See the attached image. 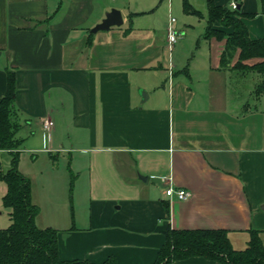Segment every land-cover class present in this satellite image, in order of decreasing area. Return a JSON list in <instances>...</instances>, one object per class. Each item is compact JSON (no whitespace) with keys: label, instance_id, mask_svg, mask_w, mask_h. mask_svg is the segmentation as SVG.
Here are the masks:
<instances>
[{"label":"crops","instance_id":"obj_1","mask_svg":"<svg viewBox=\"0 0 264 264\" xmlns=\"http://www.w3.org/2000/svg\"><path fill=\"white\" fill-rule=\"evenodd\" d=\"M147 1L0 0V100L13 71L20 137L44 155L33 154L45 163L47 194L32 188V199L49 208L38 226L59 230L62 259L153 264L168 228H224L235 249L254 229L264 243V143L256 133L264 114L255 85L241 87L255 70L232 68L237 58L223 67L225 39L215 37L206 39L212 59L173 54L169 20L158 39L157 23L142 19ZM214 1H236L250 37L264 38V0ZM111 8L123 23L91 32ZM60 159L76 176L75 213L65 195L60 204L50 198L65 179ZM169 185L190 198L166 195ZM174 264L224 263L195 255Z\"/></svg>","mask_w":264,"mask_h":264},{"label":"trees","instance_id":"obj_2","mask_svg":"<svg viewBox=\"0 0 264 264\" xmlns=\"http://www.w3.org/2000/svg\"><path fill=\"white\" fill-rule=\"evenodd\" d=\"M208 4V24L205 36L225 39L221 53V65L228 67L235 53L238 58L232 68L245 71L255 70L263 77V84L257 88V94L264 89V38L253 39L248 27L242 20L247 15L238 8H224L214 0ZM187 11L199 12L189 0H184ZM252 16V14H249ZM230 27V31L214 27ZM259 58L253 64L244 61ZM16 83L13 71L8 72L6 94L0 100V150L11 154L10 166L2 169L0 159V181H4L7 190L3 195V204L10 209V225L0 228V264H118L114 256L101 263L88 259L66 260L60 258L58 234L55 227H40L36 216L40 207L32 199V185L28 176L18 168L20 150L24 138L20 137L22 127L18 115ZM250 239L244 249H235L229 238V231L218 229H176L168 228L166 241L153 264H174L178 259L195 255L216 259L224 264H264V243L260 230L251 229Z\"/></svg>","mask_w":264,"mask_h":264},{"label":"rangeland","instance_id":"obj_3","mask_svg":"<svg viewBox=\"0 0 264 264\" xmlns=\"http://www.w3.org/2000/svg\"><path fill=\"white\" fill-rule=\"evenodd\" d=\"M140 1V0H139ZM142 1V0H141ZM190 3L194 6L196 10H198V13L187 11L184 8V0H148L147 2H142V5L147 7V9H151L149 11L148 15H145L142 19L149 23L156 22L158 26V39L161 37V34L163 33V30H166V25L168 23V20L171 16L175 17V27L177 31L179 32V39L178 42L175 44L173 48V54H176L180 56L181 59H195V60H203V59H212L214 58V43L207 41L206 39H211L205 36L206 33V20L205 16L207 13V5L205 3V0H189ZM190 23V24H189ZM185 24H188L185 26ZM219 25V24H218ZM221 27H218L225 31H230L231 28L229 27H222V25H219ZM183 27L187 28V30L184 31V33H181ZM179 28V29H178ZM166 32V31H165ZM238 53L236 52L233 60L235 58H238ZM260 60L259 58H257ZM243 74V72H241ZM247 74V73H246ZM242 90H245V87L248 88L249 85L254 84L255 89H257L260 84H263V77L262 75L257 71H251V73L247 74L246 79H242L241 81ZM251 95L254 96L253 88ZM253 96L251 98V102L253 99ZM258 101L256 102L257 108L259 109V113L264 114V89L261 93V95H258ZM264 117H258L257 119V142L258 143H264ZM29 137V136H28ZM26 138L25 141L22 144V148L20 150V157L18 161V168L19 170L24 173L26 176H28L31 179L32 188L33 190L40 194V197H46V195L43 194L45 180L44 177H41V170L44 169L45 163L42 161V157L44 156L42 153L36 150H31V144L33 140L31 138ZM36 145V144H34ZM35 154H41V158L38 159V162L35 161L34 155ZM44 158V157H43ZM0 159L2 161V169H7L10 166V155L7 152L0 153ZM56 165H59L57 170L58 174H64L65 179L62 177L60 178V182L58 187L56 186L53 191L51 188L50 191V198H54V202H58L59 204L64 201V195L68 199V210L73 205V211L74 210V196L76 194V176L71 177V173L68 170L71 167V164L69 166V163L63 159H60L57 161ZM74 171V170H73ZM76 174V171H74ZM62 174V176H63ZM60 177V176H59ZM57 181V179L55 178ZM63 180V181H62ZM62 184V188L61 185ZM5 182L0 181V228H6L10 225V216L9 211L10 209L7 208L3 204V192L5 190ZM63 191V194H62ZM46 192V190H45ZM47 194V192H46ZM76 199V196H75ZM71 212V211H70ZM49 213V208L46 205V207L42 206L40 207V211L38 215L36 216V222L37 225H40L38 223H44L43 218H46Z\"/></svg>","mask_w":264,"mask_h":264},{"label":"built area","instance_id":"obj_4","mask_svg":"<svg viewBox=\"0 0 264 264\" xmlns=\"http://www.w3.org/2000/svg\"><path fill=\"white\" fill-rule=\"evenodd\" d=\"M231 7L234 9L237 7V2L233 1L231 3ZM175 17L171 16L169 19V23L167 26V40H168V44H169V50L171 51V49L173 48L174 43L177 42L178 37H179V32L177 31L176 27H175ZM53 125V121L52 120H45L44 122V128L45 129H49L51 126ZM166 195L168 196H174L176 195L178 198L180 199H188L191 196V192L185 188H175L171 185H169L166 189H165Z\"/></svg>","mask_w":264,"mask_h":264},{"label":"water","instance_id":"obj_5","mask_svg":"<svg viewBox=\"0 0 264 264\" xmlns=\"http://www.w3.org/2000/svg\"><path fill=\"white\" fill-rule=\"evenodd\" d=\"M124 19L122 16L121 10L118 8H111V10L105 13V17L101 20V22L97 23L92 29L91 32H96L100 29H108L114 25H121Z\"/></svg>","mask_w":264,"mask_h":264}]
</instances>
